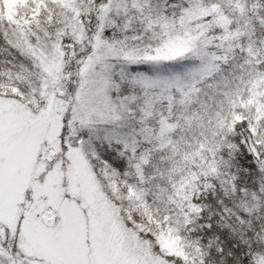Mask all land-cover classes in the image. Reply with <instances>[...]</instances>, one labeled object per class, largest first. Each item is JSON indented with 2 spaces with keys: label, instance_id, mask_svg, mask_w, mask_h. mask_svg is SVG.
I'll return each instance as SVG.
<instances>
[{
  "label": "snow or ice",
  "instance_id": "snow-or-ice-1",
  "mask_svg": "<svg viewBox=\"0 0 264 264\" xmlns=\"http://www.w3.org/2000/svg\"><path fill=\"white\" fill-rule=\"evenodd\" d=\"M0 264H264V0H0Z\"/></svg>",
  "mask_w": 264,
  "mask_h": 264
}]
</instances>
